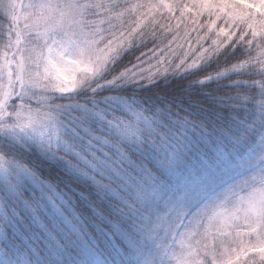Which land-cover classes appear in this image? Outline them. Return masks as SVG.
<instances>
[{
    "label": "snow or ice",
    "instance_id": "6c2138e0",
    "mask_svg": "<svg viewBox=\"0 0 264 264\" xmlns=\"http://www.w3.org/2000/svg\"><path fill=\"white\" fill-rule=\"evenodd\" d=\"M0 14V264H264V0Z\"/></svg>",
    "mask_w": 264,
    "mask_h": 264
},
{
    "label": "trees",
    "instance_id": "16d2710c",
    "mask_svg": "<svg viewBox=\"0 0 264 264\" xmlns=\"http://www.w3.org/2000/svg\"><path fill=\"white\" fill-rule=\"evenodd\" d=\"M0 23H5V24L7 23V21L5 20V18L2 14H0ZM172 23H175V22L173 21Z\"/></svg>",
    "mask_w": 264,
    "mask_h": 264
},
{
    "label": "rangeland",
    "instance_id": "374dc122",
    "mask_svg": "<svg viewBox=\"0 0 264 264\" xmlns=\"http://www.w3.org/2000/svg\"><path fill=\"white\" fill-rule=\"evenodd\" d=\"M22 2H25V3H26V2H27V0H22Z\"/></svg>",
    "mask_w": 264,
    "mask_h": 264
}]
</instances>
